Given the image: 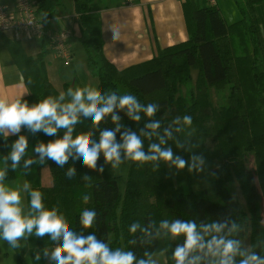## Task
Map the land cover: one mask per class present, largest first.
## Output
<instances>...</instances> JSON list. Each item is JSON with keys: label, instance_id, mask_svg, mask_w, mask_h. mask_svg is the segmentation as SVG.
I'll use <instances>...</instances> for the list:
<instances>
[{"label": "trees", "instance_id": "trees-1", "mask_svg": "<svg viewBox=\"0 0 264 264\" xmlns=\"http://www.w3.org/2000/svg\"><path fill=\"white\" fill-rule=\"evenodd\" d=\"M98 2L105 9L109 8L106 0ZM235 2L242 18L229 25L218 6H210L206 0H182L189 40L160 49L149 61L119 70L104 53L102 17L94 9L96 0H73L80 41L87 54L89 71L98 79L101 96L132 94L141 104L157 106L151 118L141 111L139 121L132 120L127 109L115 107L96 126L91 117L78 114V122L73 125V139L86 135L91 146L99 143L102 132L113 131L115 142L122 145L125 132L135 133L141 138L142 150L147 155L153 144L150 137L144 135L152 131L145 127L147 124L175 122L191 116L204 167L211 172L221 201L213 202L201 193L187 192L176 186L162 161H132L123 194L115 170L111 163L105 162L103 152L99 153L95 169L83 166L82 158L74 149L62 166L48 157L40 163V154L35 148L40 143L47 145L63 139L67 129L61 128L56 134L48 135L43 129L33 132L22 125L15 141L20 136L28 141L19 163L27 183L29 218L38 215L31 207L30 193L40 191L44 210H55L70 231L76 235L95 236L104 244L110 243V251L123 246L126 252L135 256L134 264L152 260L158 252L166 254L167 264H176L173 254L178 246H183L185 237H172L161 228L162 222L171 224L176 220L195 223L197 231L213 223L226 225L219 236L239 241L241 252L264 258V40L255 10L264 0ZM37 3L46 19L59 15L57 0H37ZM7 46L29 90L28 97L21 102L27 101L31 107L48 96L58 100L60 93L48 76L47 52L31 57L25 53L21 42L12 39H7ZM194 71L197 72L196 80ZM191 84L193 88L186 99L181 90ZM121 88L125 92H121ZM212 90L228 91L223 105H214ZM59 102L68 103L66 99ZM113 116L119 117L115 123ZM28 160L32 163L25 167ZM120 160H127L122 148ZM101 167L103 172L99 171ZM44 168H49L51 173L53 184L50 187L43 186ZM10 174L9 179L19 175L16 169ZM234 180L240 186L247 212L229 190V184ZM85 196L89 197L87 201ZM85 210L96 213L89 229L80 224V214ZM133 224L138 226L134 233L130 231ZM233 225L236 230L230 232ZM212 235L217 234L205 235V241ZM248 238L250 247L247 250L244 241ZM29 242L32 263L22 253L19 264H48V250L56 244L60 246L62 238L52 241L49 234L38 237L33 229ZM197 255L201 257L198 264H209L210 260L216 259L206 257L202 252L190 254L189 259ZM243 258L237 255L234 264H240Z\"/></svg>", "mask_w": 264, "mask_h": 264}, {"label": "clouds", "instance_id": "clouds-1", "mask_svg": "<svg viewBox=\"0 0 264 264\" xmlns=\"http://www.w3.org/2000/svg\"><path fill=\"white\" fill-rule=\"evenodd\" d=\"M117 36L118 33H114V38ZM67 95L71 97V101L68 103L61 104L59 102L65 99L64 94L61 93L58 100L48 96L31 107L27 101L21 102V99L10 101L0 98V133L5 136L10 133H18L22 125H26L33 132L43 129L48 135L56 134L57 130L61 128L67 129L63 139H56L47 145L40 143L35 148V151L40 154V163H43L44 158L48 157L62 166L74 149L78 157L82 158L83 166L89 169L96 168V162L101 152L104 154L105 162L111 163L112 167L116 168L121 162L120 149L122 148L125 158L133 162L163 161L171 163L179 170L184 169L188 164V161L183 158L174 157L171 148H162L166 142L164 137H160L159 144L150 145L147 155L142 150L141 138L135 133L125 132L122 137V145L115 142L113 131L102 132L99 143L91 146L89 137L86 135H78L75 139L72 137L73 125L78 122V114L91 117L92 124L96 126L101 123L104 117L111 114L115 107H118L127 109L128 116L134 121H139L141 111L151 118L157 111L156 104H141L132 94L117 96L113 93L105 98L99 91L91 88H77L75 91L69 88ZM112 120L115 123L119 117L113 116ZM179 122V119L175 121L177 124ZM183 122L185 125H191L192 117L184 116ZM145 127L152 130V132L144 133L150 137L160 127V122H152ZM171 135V130L166 129L164 136L171 138ZM179 146L182 145L178 144ZM27 147L28 141L24 136H20L12 145L10 159L13 169L25 154ZM31 163V160L26 161L25 167ZM202 163V158L193 156L189 171L199 167ZM103 170V167L99 169L100 172ZM68 174L71 176L72 170ZM4 176L5 172L0 171V181H3ZM30 195L31 207L38 213L31 218L21 215L19 192L8 189L0 183V237L7 240L13 248L17 246L19 238H22L26 232L32 233L35 229V234L38 237L49 234L52 241L62 238V244L52 252L55 264H134L135 256L132 252L110 251L108 245L98 241L95 236L76 235L69 230L68 224L57 215L55 210H44L40 191H32ZM88 199V196L84 197L85 201ZM95 217L94 211L85 210L80 214V224L84 229H89L92 227ZM137 227L133 224L130 231L134 233ZM225 227L226 225L213 223L205 225L202 231H197V226L193 222L176 220L171 224L167 221L161 224V228L170 233L172 237L180 235L185 237L183 246H178L173 254L176 264H198L201 259L199 255L189 259L190 254L195 252H202L206 257L216 258L210 260L209 264H234V257L237 255L244 257L240 264H264V258L258 257L255 253L241 252L239 241L219 236L218 234L223 232ZM235 230V225L229 229L230 232ZM210 233L217 235H212L209 240L205 241V235ZM137 264H155V261L140 260Z\"/></svg>", "mask_w": 264, "mask_h": 264}, {"label": "crops", "instance_id": "crops-1", "mask_svg": "<svg viewBox=\"0 0 264 264\" xmlns=\"http://www.w3.org/2000/svg\"><path fill=\"white\" fill-rule=\"evenodd\" d=\"M57 1L61 5V2ZM1 3L9 4L10 0H0ZM70 3L72 5L71 10L65 14L60 12V8H58L59 15L54 17L50 24L58 29L71 27L74 30L75 35L69 41L74 59L73 48L75 41L80 39V27L78 18L74 13L73 0H70ZM106 3L109 6L107 9L96 0L94 9L100 12L102 17L105 56L119 70L149 61L158 55L160 49H166L189 40L182 0H117L115 2L106 0ZM218 8L220 11L223 9L222 0H218ZM255 10L258 20L262 24L264 40V3L256 5ZM114 33H118L116 38H114ZM7 39L14 40L10 34L0 33V98L11 101L28 97L29 90L25 84L22 71L17 67L8 50ZM27 44L39 46L40 51L35 54L29 53L26 48ZM21 45L25 53L31 57H38L47 52L45 62L49 79L52 82V66L57 60L54 54L42 42L22 41ZM49 56H53L54 59L48 62L47 57ZM21 131L22 126L18 133H10L7 136L0 133V171L5 172L4 179L0 183L13 186L16 178L9 179L8 177L16 169L19 174L17 178L21 177L23 180L21 187L25 190V201H27V183L19 168L20 163L13 169L10 159L12 145ZM44 170L45 168L42 171V181L46 186Z\"/></svg>", "mask_w": 264, "mask_h": 264}, {"label": "rangeland", "instance_id": "rangeland-1", "mask_svg": "<svg viewBox=\"0 0 264 264\" xmlns=\"http://www.w3.org/2000/svg\"><path fill=\"white\" fill-rule=\"evenodd\" d=\"M61 5L59 6L60 12L67 13L71 10L72 5L70 0H59ZM115 2V0H112ZM223 9L221 10V14L223 15L225 21L230 25L236 23L242 18V15L237 7L235 0H222ZM264 3V2H263ZM261 4V3H260ZM257 15V14H256ZM258 18V17H257ZM259 24L260 21L258 20ZM262 28V24H260ZM26 48L29 53L35 54L40 51V47L35 44H27ZM74 59L73 64L70 67L64 66V62L56 58L52 66V82L57 91L61 94L63 93L65 99L70 102L71 97L67 95L68 89L71 88L75 91L77 88H91L100 92L99 90V82L98 79L91 74L87 65V54L83 44L80 39L75 41L74 45ZM54 59L53 56L47 57V61H51ZM193 78L196 80L197 72H193ZM193 88L191 86H183L181 95L188 99L190 96V92ZM121 92H125V89L121 88ZM226 92H217L216 90H212V95L214 98V105L220 106L224 104V97L227 95ZM180 122L177 124L175 122H170V120L160 124V127L155 130V133L150 136L153 144H159L160 137H164L165 144L162 145V148H171L174 157L179 156L184 160L188 161V164L185 165V168L182 170L177 169L171 163H165L164 167L174 180L176 186L183 188L185 191L190 192L193 191L195 193L203 194L208 200L213 202H220V197L217 194V191L214 187V179L211 175V172L207 171L204 167V164H200L199 167L193 168L189 171V165L192 163V157L202 158L201 149L198 141V137L196 134V130L193 124L185 125L183 122V118L179 120ZM171 130V138L165 137V130ZM179 129V131H177ZM152 132V131H151ZM182 145V146H179ZM132 161L130 159L121 160L120 164L113 168L115 170V176L118 180V184L122 194L125 192L127 181L129 178L130 170H131ZM251 166V161H250ZM254 166V164H253ZM1 168V161H0ZM20 168V167H19ZM45 179H46V187H50L53 184L51 173L49 168H45ZM22 178H16L13 186L4 185L8 189L16 190L20 194V205L21 215L24 217H28L27 213V201H25V190L22 189ZM51 182V184H49ZM50 185V186H47ZM43 186H45L43 184ZM229 190L232 196L239 202L241 207L247 212L246 201L241 192L240 186L237 181H233L229 184ZM263 222H264V205H263ZM112 238V237H111ZM30 233H25L22 238H19L17 241V246L13 248L9 242L2 237H0V264H19V254L24 255V257L28 260V262L32 263V251L30 247ZM110 247V243L107 244ZM59 247L56 244L46 255V262L48 264H55V261L52 258V252L55 248ZM244 247L248 250L250 247L249 238L244 241ZM110 250V248H109ZM117 250L125 251L123 246L117 248ZM126 252V251H125ZM152 260L155 261V264H167L166 254L163 252L156 253Z\"/></svg>", "mask_w": 264, "mask_h": 264}, {"label": "built area", "instance_id": "built-area-1", "mask_svg": "<svg viewBox=\"0 0 264 264\" xmlns=\"http://www.w3.org/2000/svg\"><path fill=\"white\" fill-rule=\"evenodd\" d=\"M212 7L218 0H206ZM38 10L37 0H10L0 4V33H8L16 41H37L46 45L64 66L72 64L73 52L69 41L75 32L71 27L55 28Z\"/></svg>", "mask_w": 264, "mask_h": 264}]
</instances>
